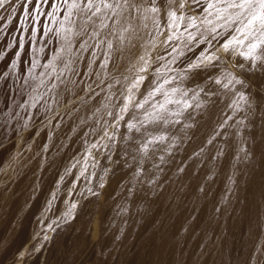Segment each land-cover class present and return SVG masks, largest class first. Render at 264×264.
I'll return each mask as SVG.
<instances>
[{
    "label": "bare ground",
    "instance_id": "6f19581e",
    "mask_svg": "<svg viewBox=\"0 0 264 264\" xmlns=\"http://www.w3.org/2000/svg\"><path fill=\"white\" fill-rule=\"evenodd\" d=\"M140 3L141 2H139V4ZM158 6L160 8V12L158 13V16H155L154 19H153L152 13H145L144 16L147 17L146 19L144 18V16L133 13L132 14L133 18L130 19L129 14L125 12L122 16L113 18V20L117 21L115 24L113 23V20H107V24H108L107 28L95 29L94 25L89 24L87 26L88 28L87 33L82 36L75 35L77 32H82L84 28V23L79 18L80 13H75L74 15L69 16L68 9H67L64 12L59 14L60 16L59 17L60 25L58 23L59 31H57L56 36H55V40L59 42V47H58L55 58L46 65V67H48V70L44 74V78H45L44 84L46 87V94H45L44 101H46L47 103H44L43 107H41V109H43V112L45 114L42 113L43 116L40 119L44 118V116L47 115L48 112L51 111V109L53 110L54 108H56V106L58 107V110L54 111L52 115L54 116L57 115V117L56 119H54L55 122H54V127L52 126L53 130L51 131V134H47L46 138H44V136L42 135L43 143L47 142L46 143L47 147L46 148L44 147L45 150L46 149L48 150L46 151L47 153L45 154L44 157L39 158V159L37 156L35 158L36 160L34 161V163H32L34 166V169L37 171V172L35 171L37 174L36 183L38 182V185H37L38 189L36 188L38 191V194L37 193L36 194L39 196L35 197V195L33 194L34 191L32 192L33 196L37 198L38 200L36 199L37 203L33 205V207L34 206L35 207L33 209L30 208L28 210H30L31 212L37 211L38 213H39V210L41 209L42 210L40 212L44 211L45 207L49 204L48 203L49 198L48 199L47 198L43 199V198L46 195L48 197L49 193L51 192L50 190H53L56 188H59V191L61 189L62 191L61 193L63 194H64L63 191H65V197L67 194L66 192L67 190L68 192L70 191L72 192V193H68L69 198L71 199L70 201L72 202L68 201L69 198L68 200H66V198L62 194L61 195L59 194V196L56 194L58 197L54 205L56 208H59V209L60 207H63L62 210L67 209L66 202H67V206H69L71 203L77 200V197L75 196L77 188L81 192V195L79 198H81L82 195L89 193V192L87 193L86 191H91L92 193L94 191H97L96 184L103 177V172L105 173V170L108 168L109 165H111L110 164L111 159L110 160L108 159V155L106 157H104V155L102 156V154L100 155L99 154L100 148L98 149V147L101 146L103 143H106L107 148L112 151L113 149L111 148L113 147L116 141L118 144L116 145L115 148L113 147L114 149H116V151L114 150L116 152V153L114 152L115 153L114 158L116 159V165L114 164L115 165L114 168L112 167L113 165L110 167V169L111 168L112 169L109 173V179L107 180L109 181V183H107V187H106L107 189L105 188L106 190L102 191L104 194V197L108 201L110 200L112 202L117 203V205H121L123 204L125 199L128 198L129 190L131 188L132 183L136 180H140L142 194H144L145 196L148 197V199H150V196H152L153 194L152 193L153 183L155 179L157 178L158 174L144 175V172H146L150 167L145 166L144 164L140 165L139 161L133 162L130 160L129 154H128V151H129L128 141L131 139V137L136 135L139 137L138 142L143 146L146 140L150 138L149 136L145 134V127L147 128V132L152 134L154 133L155 130L162 129L165 125L170 124L172 125L170 128L171 129L170 135L173 137V139L175 137H180L178 140H180L181 144L179 145L178 143L177 144L179 146L178 147L173 142L174 146L176 145V148L178 149V151L175 147H174L175 149L172 148L173 150L172 151L170 146L168 145L170 144L169 142L167 144L168 146L165 145L163 147L164 148H166V146L167 148L169 147L172 154H177L180 156V163L177 166V169L179 170L178 179L176 181H173L172 179V181L168 183L165 189V192H164V199L162 200L161 204L157 208H155L152 212L149 211L150 214L146 218V222H141L140 226L136 229H130L126 231L125 232L126 234L124 235V237L122 238L118 237L120 238V243L122 244V245L120 244V246H125L124 243L126 241L129 242L130 238H132V240H136L137 254L135 255L136 258H134L133 264H144V262H146V260L144 261V259H147V262H148V258L143 259L142 257L145 255L144 251L146 252L149 246L150 247L152 246L154 252L156 250L160 255H163L165 252H170L178 256V254L181 253L182 249H180V246L179 248H178V245L176 246L177 242L179 243V241L176 242V240H180V239H176L177 236L175 237V235L177 234L178 230H180V228L185 223H187L188 217L190 216L189 212L191 211L194 214V217H193L194 219L192 220L191 218L192 221L191 223H189L191 226L187 230V236H188L187 238L189 237L191 238V242L190 240L189 242L192 244V247L197 244H201L202 242L200 243L199 241L198 243L196 241L198 239L195 238L196 239L195 240L194 239L195 235H192V234L194 232V226H195L194 223L198 222V221H195V218L198 215L200 217H198L196 220H199V218H201L202 216L199 214L202 213V210L203 211L205 210L202 209L201 206H200L201 209L198 207V204H196V197L195 199H193L194 198L193 195H194V191L197 185L202 184V181H205V178L208 175L209 169L211 170L212 168V167L210 168V166L214 160V157L218 155L220 156L218 158L219 161L221 163L224 162V164L222 165L220 164L221 166H223L221 173H220L222 176H217V180H218L217 181L216 178H214V175L213 176L210 175V178L208 179L209 180L208 184H210L209 185L210 189L208 188V191L210 190V192L212 193L216 191L218 193L215 187V183H216L215 180L219 182L220 179L225 180L230 185V188L232 189V191H234L233 192L234 199H231L232 200V202H230L231 210L229 211H231L230 213H232L233 219L234 217H236V219L233 220L232 222H229V224H227L228 228L226 229L230 234V232L233 233L238 228H240L241 230H243L244 228L245 235L243 236L244 240L241 244L242 246V249H241L242 254H240L241 259L240 257H238L240 260H237V262L231 263V264H242V263L246 264V262H242V261H247V260H244V257L249 256L248 253H250V250L252 249V247L259 241L258 237L260 238L261 236V232H260L261 228H260V223H259L260 219H258V215L260 216L261 214V213L260 214L258 213V209H259L258 206L261 205L259 203L260 202L259 200H261L260 199L261 195L259 194L260 191H258V188H259L258 184H259L261 176L264 174V98H263L264 97V89H263L264 88V70L263 72H261L259 68L263 65V62H257V65L253 67L250 61H245L238 54L234 52L225 53L221 47H218V44L220 45L221 42H224V40L227 38L229 33H225L223 36L217 37L216 40L212 41L211 45H209L207 42L205 43L193 42L190 45H188L187 34L185 33L184 36H180V34L177 33L178 38L176 40L175 39L172 40L170 44L165 46L163 49L161 48L162 50L159 51L160 53L158 54L157 61L154 62L153 64L154 70L155 69H158V70L171 69L170 73H167L168 74L167 76H163V74L165 73L162 72L163 74L161 76H163L164 78L170 79L173 77H177V74L182 75L184 70L187 68L188 63L197 61L196 56L189 57L185 55V53L189 51L192 52L191 54H198L204 51L205 49H208V52L215 53L219 57V60L215 62V67L208 66V67L201 68L198 71V73L197 72L189 73L188 78L184 79L183 81L177 78L176 80L173 81L172 84L165 85L166 89H170L175 86H180V87L190 88L198 92L199 95L196 96V99L191 101V103L193 104V107L195 108L194 110L195 113L194 114L193 112L191 114L184 113L185 114L183 117L184 119L180 123L173 122V123L165 124L161 121L155 124H146L144 127H141V122L145 121V115L140 114V116L135 121V124L137 125L138 128H140V131L138 132L136 131V129H132L130 133L128 131H125L124 129L121 128L122 125L118 123L119 121L116 120V117H117L116 110L119 104H115V103L117 102V100L121 99V96H122L119 93L118 88H120L121 84L127 85L128 83H130V81H132V79L129 78L128 75L122 76L124 78L121 79V75H123L122 73H125L130 68L133 69L131 64L134 60V57L138 55V52L140 51L139 47L136 46V44L132 45L133 47L131 46L132 41L134 39L138 40L139 38H141L142 41L146 39L147 40L153 39L156 37L155 34H157V32H159L167 24L168 17L166 16V14L169 10V5L164 7L165 2L160 0L158 3ZM10 10H11L10 8H6L0 12V21H5L13 17V14L10 12ZM96 23L98 24L99 21H97ZM157 25L159 27H157ZM185 26L186 25L181 26L180 28L181 32H183V29ZM15 29L16 27L13 25L11 26L9 30H6V32L2 35V37L0 34L1 41L6 40V39H12L11 36H13ZM94 30H98L100 34L99 36L92 38L91 33ZM189 31H192L193 33H195V29H189ZM218 31H222V30H218ZM143 36H144V39H143ZM204 36L211 39V37L208 36L207 32H204ZM85 41H87V46L84 48H81V44L84 43ZM98 41L100 42V46H97ZM109 41L112 43L111 49L108 48ZM174 47L177 49L176 52L172 51ZM106 53L108 54V56L105 55ZM180 53H182V55ZM9 54H12V53L9 52ZM104 63H106V68L103 69L105 71L102 70L103 73L100 74L102 71H98V70L99 69L101 70L100 67ZM118 65H121V67L118 68ZM241 65L243 67H241ZM10 68H11V64L9 63L8 60H4L3 64L0 66V70L2 69L8 70ZM18 68H19V65L16 66V69ZM135 70L136 69H134L133 71ZM228 73H231L232 76L241 80L242 83L236 84L235 81H233V83L230 84L228 88H224L223 84L228 83V80L231 79V77L227 76ZM158 74L160 75V73ZM161 76H159V79L157 81L158 83L163 82L162 80L163 77ZM11 77L12 76L10 75L7 77V82L11 81ZM217 78L221 79L222 81L221 84L215 83V80ZM121 80L123 81L121 82ZM151 81L154 82V80L152 79L146 80V83H145L146 86L150 84ZM155 83L152 84V86L150 85L151 87L148 89L152 90V88L155 87V85L157 84ZM96 84H98V86L95 87V89H92ZM148 89L145 90L144 92H147ZM200 89H203V91H200ZM144 92L142 93L144 94ZM240 94H242L245 97V99L241 100ZM36 96L37 94H35V97ZM163 99H164L163 96L158 94L155 99H153L148 104L144 105L143 111L153 110L151 105L163 102ZM102 101L103 103H105L106 101H109V102L108 104L106 103L101 104ZM196 104H199L200 107H196L195 106ZM168 106L171 109L174 108L173 105H168ZM108 108H110L112 112L109 109V113H108V110H107ZM232 108L235 109L237 113V117L234 118V120H230V116H229L227 121L224 122L225 125L223 123V129L220 130L219 126H222L221 122L224 116L227 114L230 115L229 109L232 110ZM18 115L17 113H14V114L12 113L13 117L10 116L12 117L11 121H8V122H11V124L9 123L10 124L9 127L11 128L12 135L17 130L16 127L19 122L18 120H20ZM234 117H235V114H234ZM170 119L175 120L178 118L170 117ZM109 121L113 125H110ZM124 122L126 123V121ZM39 123L42 124L43 122H39ZM89 127H90V131L89 132L87 131L88 133L86 134L85 130L88 129ZM2 131L3 129H1L0 131V136L2 134ZM105 133H107V135ZM171 136H168V138ZM223 137H227V141L225 139L222 144H219L217 146L216 145L217 142L221 143L220 141H222L221 138ZM245 140H247L248 142H246ZM243 142L247 143L246 146L245 144H243L245 148L244 151H246L245 153H248L250 155L253 154V156H258V158L257 157L254 158L252 156L254 159H248V161H246L245 159L243 161V158L240 159L239 157L240 156L239 152L241 150L240 145H242ZM150 146L151 144L148 146L147 149H151V150L158 149L157 151H160L161 149L160 146H154V148H151ZM237 149H238V153H237ZM100 150H102V148ZM240 153H241V156L244 155V152H240ZM108 154H109V151H108ZM147 155L149 154L147 153ZM41 156L42 155H40L39 157ZM158 158H160V156ZM105 159L108 160L109 163H105ZM215 159L218 161L216 157ZM253 161L254 163L255 161L259 162L258 164H256L257 167L255 166L254 170L251 169L252 168L251 165ZM71 162L75 164V168L74 166H72L74 169L73 168L71 169L73 170V173L71 175H68L71 173V171H69L70 173L66 174L68 175L66 176L67 178L66 179L64 178L65 180H63L64 183L63 182L60 183V181L62 180L61 177H60L61 179L60 181L58 178L60 172L62 173L66 168H68L67 165L68 166L72 165ZM242 163H244L245 165L241 166ZM213 165L216 166V164H213ZM153 166L154 165H152L151 167ZM215 168H217V166ZM238 171L240 173L241 172L243 173L242 176L247 174L246 175L247 178L244 180V182H241L242 180L240 177H239L240 179H237ZM106 173L108 174V171ZM216 174H219L218 170ZM33 178L32 180H34ZM262 178H264V175L262 176ZM168 179H170L169 176H168ZM88 182H89L88 186H91V187H87V185L86 187L84 186V184ZM221 182L222 181H220V183ZM237 182L238 183L241 182L243 186L242 184H238ZM236 184L239 185V186L237 185L239 187L237 192H235L237 189ZM260 184H262V181ZM21 185L22 183L18 185L20 186L19 188H21ZM240 186H242L241 190H240L241 188ZM52 192L51 194L54 193V196H55L56 190L55 192L53 193ZM18 193L20 194V196H22L21 192L18 191ZM27 193H26V196H27ZM29 195L30 194H28V196ZM24 196L20 198L18 197L19 199L12 202L11 206L9 205L10 206L8 208L9 211L3 210L2 205H0V210L2 209L3 211L2 216L4 217V218L2 217L3 218L2 220L0 216V222H1L0 227H3V231H2L3 234L1 233V235L4 240L3 242L0 240L2 243L0 244V261L7 260V259L10 260V262L8 261L9 263L6 262L4 264H25V262L21 261L23 259L22 257L25 256L23 253L26 252L30 255L32 251L31 247L33 245L32 244L33 242H31L30 240L29 242L25 243V241L30 236H32L31 235L32 233L27 236V239L23 235L20 236V234H17V235L14 234L15 236H12V234L10 233V229L12 228V223L17 219H20L19 218L20 212L22 214V212L25 211L24 208L26 204L29 203V202L26 203L27 199L25 200ZM90 197L89 199H87L88 200L87 203L91 204L92 202L91 206H92V209L94 210L95 209L94 202L98 199L97 198L98 196L97 194L94 193L90 195ZM11 198H13V196ZM5 199H6V195H5ZM46 199L47 201H45ZM194 202L199 209L196 208L195 204H193ZM5 205L8 206V203L7 204L5 203ZM97 208L99 209L98 205H97ZM48 209H50V207ZM81 209L82 207L78 208V212H76V216L78 215L77 221L79 222V227L81 228L82 232H85V228H87L88 217L80 213ZM157 209L159 211L162 210V212L160 211L161 216H154V213ZM54 213H57V212H54ZM0 214H1V211H0ZM206 214H208V212ZM50 215L53 216L54 214L53 215L50 214ZM92 222L94 223V225L91 227L92 231L90 232L87 241H85L84 243L81 242L80 245L70 250L69 247L73 245V242H75L79 234L74 235L73 233L71 234L67 232L68 234L67 233L63 234L62 237L60 238L55 236L54 237L55 242L53 244L54 246L53 248L49 249L48 251L44 249H42L41 251H37L38 250L37 249L36 251L32 253V255L36 257L34 259V262H31V263L26 262V263L27 264H100V263L103 264L105 263L104 260L106 258H103L104 259L103 262L101 261L98 262V260L93 262V258L95 254L97 255V253H99V249H100L101 242H102L101 240H102L103 235H101L100 227L102 228H105V227H103L102 224L100 223V227L96 229V227L98 226L97 220L92 221ZM106 224H108V222ZM185 227L187 228L189 227V225ZM186 228L184 229L186 230ZM139 230H142V231H139ZM110 233L112 237L119 236V234L115 232V230L110 231ZM8 237L10 238V240ZM20 237H22L21 241L19 240ZM134 237L135 239H133ZM187 238H185V240H188ZM35 244L37 245V243ZM256 245L254 247H256ZM219 247H216V248H219ZM102 249L100 250V252L102 251ZM227 251H225V253H227ZM108 252L109 253L107 254V257L109 258L111 257L112 252L111 253L110 251ZM43 257H46V258L51 257L54 259V261L53 262H49L47 260L43 261L45 259ZM230 257L231 256L228 257V255L223 256L224 259L221 260L220 264H228L230 260H233V257L229 259ZM149 259H150L149 264H157V261H156L157 258L149 257ZM122 260L126 264H127L126 261L129 260L125 250L122 255ZM173 260L171 261V259L168 258L169 262H173ZM24 261H25V258H24ZM188 261H190V259ZM234 261H236V259Z\"/></svg>",
    "mask_w": 264,
    "mask_h": 264
},
{
    "label": "rangeland",
    "instance_id": "374dc122",
    "mask_svg": "<svg viewBox=\"0 0 264 264\" xmlns=\"http://www.w3.org/2000/svg\"><path fill=\"white\" fill-rule=\"evenodd\" d=\"M162 1L165 2L164 7H166L168 5L167 0H162ZM136 2L138 4H139V2H141L142 4L140 3V5H142V7L148 6L146 0H142V1L136 0ZM178 2H179V0H178ZM178 2H177V5L173 6V8H175L177 10V14H179V12L181 11L178 8ZM53 5H55V7H53ZM203 6H206L205 0H201V7H203ZM6 8L11 9L10 12L13 14V17L8 19V20H5V21H0L1 37L6 32V30H9L11 28V26L14 25L16 27V29L14 30L15 35L13 34L14 37L11 36L12 39H6V40L1 41V38H0V66L3 64L4 60H8L9 63L11 64L10 69L0 70V119H1L0 120V131H1V129H3L2 134L0 136V205H2L3 210H8V208L11 206L12 202L16 201L17 199H19L20 197H22L24 195H25L24 196L25 200L27 199L26 203L29 202L28 204H26V206L24 208L25 211H23L22 214L20 212V215H19L20 217L18 216L20 219L15 220L12 223V228L10 229V233L12 234V236L20 234V236H22V235L25 236L26 239H27V236L32 233L31 234L32 236H30L25 241V243L29 242L30 240H31V242H33L32 243L33 245L31 247V249H32L31 254L29 255L26 252L23 253L25 256L23 255L24 257H22L23 259L21 261L25 262V264H27L26 262H29V263L34 262V259L36 258L32 255V253L34 251H36L37 249H38L37 251H41L42 249L48 251L49 249L54 247L53 246V244L55 242L54 237L56 236V237L60 238V237H62L63 234H66L67 232L71 233V234L73 233L74 235L79 234L77 239L75 240V242H73V245H71L69 247L70 250L74 249V247L80 245L81 242L84 243L85 241H87L89 234L92 231L91 227L94 225V223L92 221L97 220L98 226L96 227V229H98V227H100V223L105 228L100 227L101 235H103L102 240H101L102 241L101 246L99 249L100 254L96 252L97 255L95 254V256L93 258V262H95L97 260H98V262H100V261L103 262V260H104L103 258H106L105 259L106 261L104 260L105 263H103V264H126L122 260V255H123V252L125 250V252L128 256V259H129L128 261H126L127 264H129L130 262L133 264L134 258H136L135 255L137 254L136 240H132V238H130L129 242L126 241L124 243L125 246H120V244H121L120 238L124 237V235L126 234L125 233L126 231H128L130 229H136L140 226L141 222H146V218L149 216L150 212H152L155 208H157L161 204L162 200L164 199V192H165V189H166L168 183L170 181H172V179H173V181H176L178 179L179 170L177 169V166L180 163V156L177 154H172L171 150H172V148L175 149L176 145L178 143H179V145L181 144L180 140H178L180 137H175L173 139V137L170 135V132H171L170 128L172 125L167 124L162 129H157L154 131V133L151 134L154 136L165 137L164 140L153 143L150 146L151 148H154V146H160L161 147L160 151H157L158 149L157 150L147 149L146 151L143 150V146L138 142L139 137L136 135L131 137V139L128 141V145H129L128 154H129L130 160L133 162L139 161L140 165L144 164L145 166L150 167L148 169L149 172L147 170L146 172H144V175L158 174L157 178L155 179V181L153 183V187H152V193L153 194H152V196H150V199H148L147 196L142 194V188L140 185V180H136L132 183L131 188L129 190L128 198L125 199V201L121 205H117V203L112 202L110 200L108 201L104 197V194L102 191H105L107 189L106 188L107 183H109V181H107V180L109 179V173L112 169V168L110 169V167L113 165L112 167L114 168V166L116 165V159L114 158L115 157L114 155L116 153L115 152L116 149H114V148L118 144L116 141L113 145L114 148L113 147L111 148V149H113L112 151L107 148L106 143H103L101 146L98 147V149L102 148V150H104V151H102L99 149L100 155L102 154V156L104 155V157H106L108 155V159L109 160L111 159L110 160L111 165L108 166V168L105 170V173L103 172V177L100 179L101 182L99 181L96 184V188H97L96 190L97 191H94L93 193L91 191H86L87 193L88 192L89 193L82 195V197L79 198L81 195V192L77 188L78 191L76 190V193H75L77 200L74 201L73 203H71L69 206H67V202H66V208L67 209L62 210L63 207H60V209H59V208H56L54 204L56 203L57 197L59 196V194L60 195L62 194L65 197V191H63L64 192V194H63V193H61L62 192L61 189L59 191V188H56V189L50 190L51 192L52 191L55 192V190H56L55 196H54L53 192H52L53 194H51V192L50 193L48 192L49 193L48 197L46 195L43 198V199L49 198V201H48L49 204L45 207V210L43 209L44 210V211H42L43 213L40 212L42 209L39 210V213L37 211L31 212L30 210H28L30 208L33 209L35 207V206L33 207V205L37 203V201H36L37 198H35V197L39 196V195H37L38 194V191H37L38 182L36 183V181H37L36 180L37 179L36 172L37 171L34 169V166L32 163H34V161L36 160L35 158L37 156L39 159V158L44 157L45 154L47 153L46 151H48V150L47 149L45 150V148L47 147V145H46L47 142L44 141L45 143H43L42 135L44 136V138H46L47 134H51V131L53 130L52 126L54 127V122H55L54 119H56V117H57V115L56 116L52 115V113L54 111L58 110V107L56 106V108H54L55 110L51 109V111H49L48 114L44 116V118L40 119L43 116L42 113L45 114L43 112V109H41V107H43L44 103H47L46 101H44L45 94H46V87L44 84V81H45L44 74L48 70V67H46V65L51 60H53L55 58L58 47H59V42L57 40H55V36H56L57 31H59V25H60L59 14L64 12L65 10H67L68 5L64 3V0H5L4 6L0 7V12ZM193 9H195V11H193ZM182 11L185 13V15H197L200 12V8H198L196 5H188ZM152 16L154 19L155 16H158V13H155V14L152 13ZM166 16H167V14H166ZM58 23H59V25H58ZM181 26H180V28H181ZM147 27H145V28H147ZM173 31H174V29L168 28V22H167V24L159 32H157V34H155L156 35L155 38L150 39V40L146 39L143 41L141 38H139L140 41H139V39L138 40L134 39L131 43V46L136 44V46L139 47L140 51L138 52V55H136L137 57L136 56L134 57V60L131 64L133 69H131V68L130 69L132 71L129 69V70H127L128 72L126 71L125 73H122L123 75H121V79L124 78L122 76L128 75L129 78L132 79V81H130V83H128L127 85L121 84L120 88H118V89H119V93L122 96H121V99L117 100V102L115 103V104H119V106L116 110V112H117L116 120L119 121L118 123L120 125H122L121 128L124 129L125 131H128L129 133L131 131H129L127 125L130 121L131 122L134 121L133 123H135L136 119L140 116V114L145 115L146 112H152L153 111V110L143 111L144 107L143 108H136L135 104L142 102L145 99V97H147V94L151 91V89H148V88H150L152 86V84H154L155 82L158 83L157 81L159 79V76H161L163 73L166 74V75L163 74V76H167L168 75L167 73H170L169 70H159V71H157L158 69L154 70L153 64H154V62L157 61L158 54L160 53L159 51H161L165 46L170 44L171 41H169L167 44H165L164 41L167 39L168 35L172 34ZM201 31H203V26H201ZM143 39H144V36H143ZM136 41H137V43H136ZM222 43L223 42H221L220 45ZM220 45L218 44V47H220ZM141 49L142 50L144 49V50L142 51ZM9 52H11L12 54H9ZM151 52H152V54H151ZM149 53H150V55H149ZM191 53L192 52L189 51V52L185 53V55L189 56V57L190 56H193V57H195V56L199 57L200 56V53H198V54H191ZM140 57H143V59H141ZM144 59L148 61L150 66L148 67L147 72H140L139 69L142 66H144ZM134 63H135V65H134ZM17 65H19L18 69H16ZM137 66H138V68L139 67L140 68L138 69ZM120 67H121V65H118V68H120ZM100 68H101V70L99 69L98 71H102L103 69L106 68V66H104V67L101 66ZM134 69H136V70L133 71ZM259 69L261 72H263L264 62H263V65ZM103 71H105V70H103ZM103 71L100 74H102ZM158 73H160V75ZM9 75L12 76L11 81L7 82V77ZM137 76H145L146 79L144 80L143 83L138 85L139 90L133 88L132 91L129 92V87L133 84V82L136 81ZM157 76H158V78H157ZM163 76H161V77H163ZM148 79H152V80H154V82L151 81L150 84H148L146 86L145 83H146V80H148ZM164 79H166V78L163 77L162 80H164ZM122 81L123 80H121V82ZM97 86H98V84H96L92 89H95V87H97ZM147 89L149 92L148 91L144 92ZM142 92H144V94ZM35 94H37V96H36L37 98L35 97ZM191 95L192 94L190 92L189 97H191ZM128 96L132 97V103L129 105V109L127 111L128 113L127 112L123 113V112H121V108L124 106L125 97H128ZM156 97H157V95H156ZM156 97L152 98L149 102H151ZM108 102L109 101H106L105 103L108 104ZM105 103H103V101H102L101 104H105ZM168 108L171 109L169 106H168ZM109 109L110 108L107 109L108 113H109ZM194 110H195V108L191 107L185 112V114H187V113L191 114L192 112L194 114L195 113ZM12 111H14V112H12ZM110 111L112 112L111 109H110ZM229 112H230L229 113L230 115L227 114L224 116V118L221 122L222 126H219L220 130L223 129V123L225 121H227L229 116H230V120H234V118L237 117V113H236L235 109H233V108H232V110L229 109ZM12 113L13 114L17 113V115L19 114L18 116L20 119V120H18L19 122H18V125L16 127L17 130L13 135L11 132V128L9 127L11 122H8V121H11V118L13 117ZM233 113L235 114V117H234ZM128 114H130V115H128ZM51 115H52V117H51ZM121 115H123V117H124V119H122V120L119 119V117ZM184 115L178 118L180 120V122L184 119L183 118ZM10 116H12V117H10ZM171 118H174V117H171ZM29 119H31V120H29ZM244 119H245V117H244ZM32 120H33V122H32ZM124 121H126V123ZM39 122H43V123L41 124ZM39 124H41V125H39ZM109 124L113 125L112 123H110V121H109ZM224 125H225V123H224ZM34 129H35V131H34ZM88 129L85 130L86 134L90 131V127ZM168 136H171V137L168 138ZM221 139H222V141H220L221 143L217 142V144H216L217 146L219 144H222L225 139L227 141V137H223ZM171 141H172V143H171ZM245 141L248 142L247 140H245ZM168 142L172 145L168 144ZM173 142H174V144H176L175 146H174ZM246 142H243L242 145H240V147H241L240 152H244V155H242V156H241V153L239 152L240 159L243 158V161H244V159L246 161H248V159H254L256 157L258 158V156H253V154L250 155L248 153H245L246 151H244L245 148H244L243 144H245V146H246L247 145ZM167 144L170 146L171 150L169 147L167 148V146H168ZM103 145H105V146H103ZM165 145H167L166 148L163 147ZM108 151H109V154H108ZM177 151H178V149H177ZM147 153L149 155H147ZM157 153H159V154H157ZM237 153H238V149H237ZM195 154H197V153H195ZM40 155H42V156L39 157ZM153 155L155 156V158ZM159 156L161 159L158 158ZM196 156H198V155H196ZM246 156H247V158H246ZM199 157H200V155H199ZM215 157L218 159L220 156L217 155ZM215 157H214L215 161L212 159L213 160V162H212V160H211L212 164L210 166V168L212 167L211 170L212 169L213 170L211 171L209 169L208 175L205 178V181H202V184L197 185V187L194 191V195H193L194 196L193 199H195V197H196V204H198V207L200 209L202 207V209L205 210V211L202 210V213L199 214V215H202L201 218H199V220H196V219L200 216L197 215V217L195 218V221H198L199 223L194 221L195 226H194V232L192 234V235H195L194 239L195 238L198 239V240L195 239L198 243H199V241H200V243L201 242L202 243L197 244L198 246L195 245L192 247V244L190 243L191 238L190 237H189L190 239L187 238L188 237L187 236V230L191 226L189 223H191V221L194 219L193 218L194 214L191 211V212H189L190 219L188 217V220H187L189 227L186 228L185 226H188V225H187V223H185L180 228V230H178L177 234L175 235V237L177 236L176 239H180V240H176V242L179 241V243H181V244H179L177 242L176 246L178 245V248L180 246V249H182L181 253H179L178 256H176L175 254L170 253V252H165L163 255H160L156 250L154 252L152 246L151 247L149 246L147 248L146 252L144 251L145 257L144 256L142 257L143 259L148 258V262H147V259H144V261L146 260V262H144V264H149V260H150L149 257L150 258H152V257L157 258L156 259L157 264H173V263L174 264H193V263L194 264L195 263L196 264H216V263L220 264L221 260L224 259L223 256H225V255L226 256L228 255V257L229 256L233 257V260H230L228 262V264L235 263V262H237V260L241 259V255H240V254H242L241 253L242 252L241 244L244 240L243 236L245 235V230L242 227L243 230L238 228L235 232H233V233L230 232V234H229V232L226 229V228H228L227 224H229V222H232L233 220L236 219V217H234V219H233L232 213H230L231 211H229V210H231V203H230V202H232L231 199H234L233 198V194H234L233 192L234 191H232V189L230 188V185L225 180L220 179V181H222V182L221 183H220V181L217 182L218 181L217 176H222L220 173H221L223 166H221V165L224 164V162L221 163L219 161V159L217 161L215 159ZM222 157H224V156H222ZM146 160H147V162H146ZM159 160H160V162H159ZM148 161H150V162H148ZM153 161H155V162H153ZM105 163H109V161L105 159ZM258 163H259L258 161H255V163L253 161L252 165H251L252 166L251 169L254 170L255 166L257 167L256 164H258ZM71 164L72 165H69L70 167L67 165L68 168H66L62 173L60 172L59 177H58L59 181L61 180L60 177L62 178L60 183H62V182L64 183L63 180H65L67 178L66 176L71 175L73 173V170H71V169L73 168L72 166H74V168H75V164L73 162H71ZM213 164H216L217 168H215L216 166ZM152 165H154V166L151 167ZM244 165H245L244 163L241 164V166H244ZM217 170H218L219 174H216ZM69 171H71V173ZM107 171H108V174L106 173ZM209 172H210V174H209ZM67 173H70V174L66 175ZM237 173H238L237 179L241 178V180H242L241 182H244V180L247 178L246 177L247 174L242 176V174H243L242 172L240 173L238 171ZM26 174H28L30 176H28ZM210 175L211 176L214 175V178H216V180H217V181L215 180V182H216L215 187H216L218 193L216 191L213 193L210 192V190L208 191V188L210 189V186H209L210 184H208L209 183L208 179L210 178ZM168 176L170 177V179H168ZM262 176H261V178H262ZM106 177H107V179H106ZM32 178L34 180H32ZM261 178H260V181L258 184L259 185L258 191H260L259 194L261 195V198H260L261 200H259L260 201L259 203L263 206V208L261 205L258 206V208L260 209V210L258 209V213L259 214L261 213L260 214L261 217L258 215V219H260L259 223H260V228H261L260 229L261 230L260 231L261 236H260V238L258 237L259 241L256 243L257 245L255 244L256 247H254L255 246L254 245L252 247V249L250 250V253H248L249 256L244 257V260H247V261H242V262H246V264H264V198H263L264 197V184H263L264 178H262V180H261ZM16 181L17 182L19 181L18 184ZM93 181H95V180H93ZM261 181H262L263 185L260 184ZM241 182L238 184H242ZM21 183L24 186L21 185V188H19L20 186H18V185H20ZM216 184H217V186H216ZM238 184H236V186ZM9 185H10V187H9ZM86 185H87V187H91V186H88L89 182L84 184L85 187H86ZM218 185L219 186L221 185V186L219 187ZM238 186H237V189L235 192H237V190L239 189ZM242 186H243V184H242ZM242 186H240L241 187L240 190L242 189ZM9 189L11 190V192ZM24 190H25V192H24ZM204 190H206L208 192H206ZM18 191L22 193V196H20ZM32 192L35 195V197L33 196ZM66 192H67V194H66L65 198H66V200H68V198H69L68 193H72V192L71 191L68 192V190ZM26 193H27V196H26ZM94 193L97 194L98 199L94 202L95 209L93 210L92 206H91L92 202H91V204H88L87 199H89L90 195H92ZM28 194H30V195L28 196ZM31 194H32V196H31ZM3 195H4V197H3ZM5 195H6V199H5ZM11 195L13 196V198H11L12 197ZM49 196L52 197L53 199L50 198ZM8 197H10V198H8ZM47 199L45 201H47ZM70 200L71 199L69 198L68 201L72 202ZM4 202L6 204L8 203V206H6ZM201 202L203 205L201 204ZM3 203H4V205H3ZM228 203H229V205H228ZM259 203H258V205H259ZM193 204H195V202ZM196 204H195V206H196ZM97 205H98L99 209L97 208ZM5 207H7V208H5ZM49 207H50V209H48ZM80 207H82V209L80 210V213H82L84 216L88 217L87 228H85V232H82L81 228L79 227V222L77 221L78 215L76 216V212H78V208H80ZM100 207H101V209H100ZM198 207L196 206V208H198ZM0 211H1L0 216H1V219L3 220V218H4L2 216L3 211H2V209ZM160 211L162 212V210H160ZM160 211L157 209L154 213V216H161ZM54 212H57V213H54ZM207 212H208V214H206ZM50 214H52V215L54 214L55 216L54 215L51 216ZM217 216H218V218H217ZM191 218H192V220H191ZM231 218H232V220H231ZM200 219H202V220H200ZM100 220H101V222H100ZM16 221H17V223H16ZM204 221H206V222H204ZM260 221L263 223H261ZM90 222H91V224H90ZM104 222H106V223L108 222V224H106ZM196 224H198V225H196ZM224 224L227 226H225ZM261 224H262L263 228H262ZM183 227L186 228V230ZM101 228H102V230H101ZM114 230H115V232H117L119 234V236H117V237L111 236L110 231H114ZM2 231H3V227H0V236H1L0 240L3 242L4 240H3L2 235H1ZM139 231H142V230H139ZM242 231L244 232V234ZM109 233H110V235H109ZM49 234H50V236H49ZM10 237H11V235H10ZM118 237H120V238H118ZM207 237H208V239H207ZM185 238H187L188 240H185ZM200 238H201V240H200ZM21 239H22V237L19 238L20 241H21ZM133 239H135V237ZM206 239H207V241H206ZM226 239L227 240L229 239V240L227 241ZM9 240H10V238H9ZM189 240H190V242H189ZM1 241H0V244H2ZM35 243H37V245ZM232 246H234V247H232ZM216 247H219V248H216ZM101 249H102V251L100 252ZM106 249L108 251H110V253L112 252V255L109 254V255H111V257H109V258L107 257V254L109 252ZM225 251H227V253H225ZM167 253L170 255H168ZM146 254L148 255V257ZM183 254L184 255L186 254L185 255L186 257ZM98 255H99V257H98ZM219 255H220V257H219ZM165 256L166 257L168 256V257L166 258ZM129 257H131V258H129ZM176 257H177V259H176ZM231 257L229 259H231ZM238 257H240V259ZM24 258H25V261H24ZM43 258H45L43 261H46V260L49 262L54 261V259L51 257H47L48 259L46 257H43ZM168 258H170L171 261L174 259L173 262H169ZM110 259H111V261H110ZM160 259H162V260H160ZM189 259H190V261H188ZM235 259H236V261H234ZM8 261L10 262L9 259L0 261V264H4L6 262L9 263ZM178 262H180V263H178ZM100 264H102V263H100ZM242 264H245V263H242Z\"/></svg>",
    "mask_w": 264,
    "mask_h": 264
},
{
    "label": "snow or ice",
    "instance_id": "6c2138e0",
    "mask_svg": "<svg viewBox=\"0 0 264 264\" xmlns=\"http://www.w3.org/2000/svg\"><path fill=\"white\" fill-rule=\"evenodd\" d=\"M4 2L5 0H0V7L4 6ZM146 2L147 7H142L136 3V0H64V3L68 5V15L72 16L75 13H80L79 18L84 23L83 31L77 32L75 34L77 36L86 34L89 24L94 25L95 29L107 28V20H113L114 17L122 16L125 12L129 14L130 19L133 18V13L144 16L145 13L155 14L160 12L158 6L159 0H146ZM177 2L178 0H167V4L169 5L167 12L168 27L169 29H174V31L167 36V39L164 41L165 44L177 39V33L180 36H184L185 33L187 34L188 45L193 42H207L211 45L212 41L216 40L217 37L229 33L220 45L225 53L234 52L245 61H250L253 67L257 65V62H264V0H205L206 6L203 7H201V0H179L178 8L181 10L179 14L172 7L173 5H177ZM188 5H196L200 8V12L197 15H185L182 10ZM144 18L146 19L147 17L144 16ZM97 21H99L98 24L96 23ZM116 22V20H113L114 24ZM181 25H186L183 32L180 31ZM201 26H203V31H201ZM157 27L159 26L157 25ZM189 29H195V33L189 31ZM205 31L211 39L204 36ZM99 34L98 30H94L91 36L95 38ZM86 46L87 41L81 44V48ZM97 46H100L99 41L97 42ZM108 48H112L110 41L108 42ZM172 51L176 52L177 49L174 47ZM180 54L182 55V53ZM105 55L108 56L107 53ZM218 60L219 57L215 53H210L208 49H205L197 57L196 62L188 63L182 75L177 74V77L164 79L162 83H157L142 102L135 104L136 108H143L145 104H148L158 94L164 98L163 102L151 105L153 111L145 113V121L141 122V127H144L146 124H155L161 121L165 124L173 122L180 123L179 119L172 120L170 117L179 118L183 116L189 108L193 107L191 101L195 100L199 93L193 89L180 86L166 89L165 85L172 84L177 78L183 81L188 78L189 73H198L201 68L208 66L215 67V62ZM104 66H106V63L102 64V67ZM149 66L148 61L144 60V66L139 71L147 72ZM241 67L243 66L241 65ZM227 76L231 77V79L228 80V83L223 84L224 88H228L233 81L236 84L242 83L241 80L232 76L231 73H228ZM145 79V76H137L136 81L130 86L129 92L133 88L139 90L138 85L143 83ZM215 83L221 84L222 81L217 78ZM190 91L192 92L191 97H189ZM200 91H203V89H200ZM240 99L243 100L245 97L240 94ZM131 103L132 97H125V103L121 108V112H127ZM168 105H173L174 108L169 109ZM195 106L200 107L199 104ZM119 119H124L123 115ZM127 127L129 131L132 129H136L138 132L140 131V128L132 122H129ZM105 134L107 135V133ZM145 134L150 137L143 144V150L145 151L150 144L162 141L165 138L163 136H152L151 133L147 132L146 127Z\"/></svg>",
    "mask_w": 264,
    "mask_h": 264
}]
</instances>
